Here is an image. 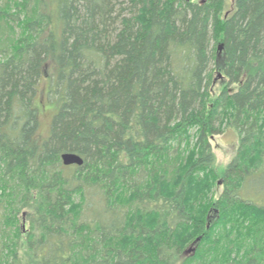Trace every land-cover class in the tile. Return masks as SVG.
Listing matches in <instances>:
<instances>
[{
    "label": "trees",
    "instance_id": "trees-1",
    "mask_svg": "<svg viewBox=\"0 0 264 264\" xmlns=\"http://www.w3.org/2000/svg\"><path fill=\"white\" fill-rule=\"evenodd\" d=\"M228 127L239 147L219 174L211 140ZM250 197L264 199V0H0V264H264Z\"/></svg>",
    "mask_w": 264,
    "mask_h": 264
},
{
    "label": "rangeland",
    "instance_id": "rangeland-1",
    "mask_svg": "<svg viewBox=\"0 0 264 264\" xmlns=\"http://www.w3.org/2000/svg\"><path fill=\"white\" fill-rule=\"evenodd\" d=\"M233 1L234 0H228V13L229 10H231ZM223 61L224 55L223 52H221L219 53V57L217 59V62L220 63V65L217 64L216 72L213 75L214 85L219 88L225 85V80L221 78V65ZM54 73L55 70L53 64H48L35 98V104L38 109L40 120L38 136L41 139L47 138L49 136L52 121L57 111V105L52 95ZM223 130L224 131L222 133L213 136L211 140L213 151L216 155V167L219 174H222V172L231 163L239 147V138L237 132L230 127L224 128ZM219 181L221 183V180ZM245 194L248 196L250 195L249 192H245ZM250 198L253 199L256 204L264 206V199H258L254 197Z\"/></svg>",
    "mask_w": 264,
    "mask_h": 264
},
{
    "label": "water",
    "instance_id": "water-1",
    "mask_svg": "<svg viewBox=\"0 0 264 264\" xmlns=\"http://www.w3.org/2000/svg\"><path fill=\"white\" fill-rule=\"evenodd\" d=\"M219 52H223V45L221 44L218 48ZM62 161L65 166H82L84 161L83 159L75 154H64L62 156Z\"/></svg>",
    "mask_w": 264,
    "mask_h": 264
}]
</instances>
